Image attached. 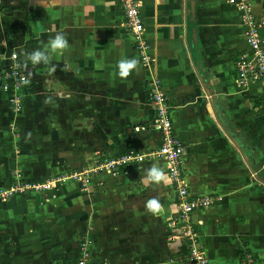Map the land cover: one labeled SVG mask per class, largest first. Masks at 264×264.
Listing matches in <instances>:
<instances>
[{"label": "crops", "instance_id": "0c3cea01", "mask_svg": "<svg viewBox=\"0 0 264 264\" xmlns=\"http://www.w3.org/2000/svg\"><path fill=\"white\" fill-rule=\"evenodd\" d=\"M138 1L151 68L139 62L122 79L118 61L138 58L118 0H0V52L15 51L29 81L19 113L0 87V186L13 181L14 169L37 180L54 169L89 167L99 155L155 149L153 75L184 146L189 196L221 198L190 214L206 264H240L246 251L264 264V118L261 104H254L264 97L256 85L240 90L235 84L233 62L248 52L238 11L227 0ZM248 2L256 16L264 14V0ZM57 32L68 49L49 64L26 66L24 52L44 48ZM46 105L58 106V115L43 114ZM64 106L74 113L60 112ZM45 123L58 124V138L67 140L58 150L46 140L57 135V125L45 130ZM52 149L64 159L58 167L42 166L41 156ZM154 164L165 172L160 183L144 179ZM124 171L92 174L87 191L66 181L0 200V264H74L83 237L89 241L86 264H188L163 162L144 157ZM153 197L162 204L158 215L145 208Z\"/></svg>", "mask_w": 264, "mask_h": 264}, {"label": "built area", "instance_id": "2783aa9c", "mask_svg": "<svg viewBox=\"0 0 264 264\" xmlns=\"http://www.w3.org/2000/svg\"><path fill=\"white\" fill-rule=\"evenodd\" d=\"M123 13L122 26L133 38V47L138 61L145 69L151 68L149 45L144 38V25L139 12L138 0H118ZM238 11V22L242 29L243 39L248 47V52L239 54L233 62L235 72V84L240 90H247L251 85L259 87L264 97V37L261 31L264 29V14L256 16L248 0H227ZM27 79L25 72L18 63V55L15 51L0 52V87L9 94V103L12 112H17L22 98L21 90L24 80ZM149 102L153 109V118L150 127L159 136V145L147 152L138 154L126 151L114 156L104 157L99 155L95 160L94 167L74 171L69 178L78 179L82 185L88 177V173L97 174L102 171L111 176L119 171L125 172L130 164L141 162L144 157L159 159L163 162L166 173L172 183L175 192V217L174 225L178 229V236L186 241L184 260L188 264H206V255L199 242V234L196 225L191 220L190 214L197 209H204L220 201L219 195H195L189 196L181 170V156L184 146L173 134L172 123L169 116V106L165 93L160 87L158 79L151 75ZM264 118V107L262 108ZM18 175L14 176V179ZM90 177V176H89ZM64 178H58V181ZM90 180V179H89ZM56 181L43 180L30 182L16 180L9 186L0 188V200L12 194H20L27 190L35 192L45 191L55 185ZM88 239L83 237L79 242V257L74 264H86L88 259ZM240 264H256L250 252H244Z\"/></svg>", "mask_w": 264, "mask_h": 264}, {"label": "clouds", "instance_id": "9594fccd", "mask_svg": "<svg viewBox=\"0 0 264 264\" xmlns=\"http://www.w3.org/2000/svg\"><path fill=\"white\" fill-rule=\"evenodd\" d=\"M4 47H7V43L4 42ZM69 47V41L62 32H57L54 37H52L48 44L44 48H37L30 52H24V64L30 62L32 66L39 65L41 63L49 64L53 58L54 54H63ZM139 61L135 58H125L118 61L117 68L120 78L127 79L131 73L137 69ZM66 71H70V66H65ZM31 74V73H29ZM24 83L27 84L29 81L24 80ZM63 96L62 93L58 94ZM50 102L46 100L45 103ZM144 179L152 183H160L166 179L165 172L158 165H153L150 169L147 170V174ZM146 211L158 215L162 211V204L158 197H153L146 201L145 203Z\"/></svg>", "mask_w": 264, "mask_h": 264}, {"label": "rangeland", "instance_id": "374dc122", "mask_svg": "<svg viewBox=\"0 0 264 264\" xmlns=\"http://www.w3.org/2000/svg\"><path fill=\"white\" fill-rule=\"evenodd\" d=\"M54 78H52V75L48 78V80H50V82L53 80ZM58 81V80H57ZM54 84V83H53ZM58 84V83H57ZM21 93H22V90H21ZM53 93V92H52ZM45 99V98H44ZM45 100H47V99H45ZM53 102V101H52ZM55 102V101H54ZM56 102H58V98H57V100H56ZM22 110V105L20 104V107H19V110L17 111L18 113L20 112ZM59 110H60V112H62L63 114H70V113H74V108L72 109V108H69V107H59ZM73 111V112H72ZM42 113L43 114H45V115H48V116H56V115H58V106L57 107H54L53 105L52 106H48V105H46L45 106V108L42 110ZM42 125H43V123H41ZM45 125H46V123H45ZM45 125H44V127H45ZM56 125H57V135H56V133H52V137L51 138H47L46 140H48V143H50V144H56L55 145V147H56V149L58 150V142H61V140H65V141H67L66 139H61V138H58V124H49V125H46L47 126V128L45 129V130H54V129H51V127H56ZM51 126V127H50ZM42 141H43V139H42ZM45 141V140H44ZM43 141V142H44ZM60 150V149H59ZM95 156H97V154L95 155ZM61 159H64V158H61V156H58V154H54V150L52 149V153H51V155L50 154H47V155H45V157L44 156H41V159H40V164L42 165V166H47V165H49L50 164V166H52V165H55V164H57L56 165V167H58V160H61ZM95 161V160H94ZM92 167H94V164H92L91 166H89V167H83V169H90V168H92ZM80 170V169H79ZM79 170H70V171H67V172H58V170L57 169H54V170H50L49 172H48V174H44V179L45 180H53V181H56V183L55 184H59V183H63V182H66V181H76V182H78L79 183V185H80V188H81V190H83V191H87L88 190V186L90 185V181H89V176H91L92 174H94V173H88L85 177H88V179L86 180V182H85V186H83L82 185V183H81V181H79L78 179H73V178H69V175H71V173H73L74 171H79ZM100 172H102V171H100ZM100 172H98V173H100ZM30 172H27V171H24V170H20V169H14L13 171H11V176H16V175H18L15 179L16 180H21V177L22 176H27V175H29V176H27L28 178H31L32 176H31V174H32V172L29 174ZM71 176H73V175H71ZM58 178H64V180H60L59 179V181H58ZM15 179H14V181H15ZM32 180V179H31ZM34 180V179H33ZM32 180V181H33ZM39 180V179H38ZM54 186V185H53ZM53 186H51V187H53ZM30 191H32V190H30Z\"/></svg>", "mask_w": 264, "mask_h": 264}, {"label": "trees", "instance_id": "16d2710c", "mask_svg": "<svg viewBox=\"0 0 264 264\" xmlns=\"http://www.w3.org/2000/svg\"><path fill=\"white\" fill-rule=\"evenodd\" d=\"M254 104H255V105H257V104H261V109H262V108L264 107V100H263V99H259V100H256V99H255ZM119 154H120V153H119ZM116 155H117V154H116ZM112 156H114V155H112ZM21 179H22L23 181H30V182H38V181H43V180H45V179H44V176H43L42 178H39V180L37 179V180H33V181H32L30 178H28L27 176H22ZM12 180L14 181V176H12ZM13 181H12V182H13ZM12 182L10 181V183H9L7 186H9ZM7 186H4V187L0 186V188H5V187H7Z\"/></svg>", "mask_w": 264, "mask_h": 264}]
</instances>
